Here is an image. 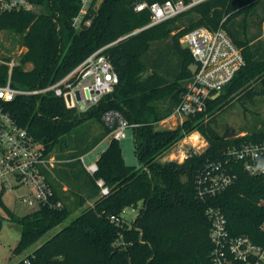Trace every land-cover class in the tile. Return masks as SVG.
<instances>
[{"label":"trees","instance_id":"trees-1","mask_svg":"<svg viewBox=\"0 0 264 264\" xmlns=\"http://www.w3.org/2000/svg\"><path fill=\"white\" fill-rule=\"evenodd\" d=\"M167 0H102L90 27L72 26L81 0H32L38 11L12 12L0 16V32L20 37L25 49L13 69V86L24 90L43 89L76 69L90 54L110 45L104 54L112 62L120 82L114 92L86 111L70 109L54 93L17 96L8 110L19 126L27 129L46 148L73 150L65 156L69 170L60 179L69 187L60 210L44 207L8 217L21 226L15 253L37 244L46 234L54 235L18 264H214L210 239L209 207L227 217L234 236H248L264 243V175L250 176L236 166V183L205 202L197 199L195 183L209 162L224 160L232 144L264 139V130L243 137L223 138L215 129L216 115L233 99L264 97V0H207L162 24L151 22L148 10L136 12L141 3ZM252 26L258 29L250 35ZM205 27L227 31L247 61L222 94L208 102V109L187 118L174 129H158L173 114L192 79L195 60L181 39ZM9 68L0 66V84ZM109 110L119 111L133 129L139 166L126 163L120 141L107 127L96 140L89 126L81 136L74 133L89 121L101 125ZM199 132L209 146L191 152L182 163L161 162L164 155L186 136ZM111 141L98 160L99 171L87 174L80 156L92 151L105 137ZM109 188L101 195L97 180ZM5 190L0 192L1 197ZM93 200L92 205L88 204ZM136 209L129 224L123 211ZM82 210L71 218L75 211ZM120 219V224L112 220Z\"/></svg>","mask_w":264,"mask_h":264},{"label":"built area","instance_id":"built-area-1","mask_svg":"<svg viewBox=\"0 0 264 264\" xmlns=\"http://www.w3.org/2000/svg\"><path fill=\"white\" fill-rule=\"evenodd\" d=\"M205 1L207 0H167L152 4L145 2L138 4L135 11H150L151 22L147 27H152L171 20ZM101 2L102 0H81L80 10L73 18L72 26L77 30L90 27L94 12ZM36 10L38 11L32 0H0V16ZM181 44L190 50L195 65L192 79L172 114L182 119L180 124L189 117H196L205 112L209 100L218 98L247 63L242 50L221 27L218 30L197 28L186 34L181 39ZM108 47L110 45L90 54L76 69L55 84L35 90L14 87L12 73L19 62L15 59L0 58V66L6 65L9 68L6 83L0 84L1 190L26 187L28 192L19 196V201L32 211L44 207L60 210L64 207V202L57 196L48 179V172L54 167V160L49 158L44 145L27 129L18 125L8 110V104L17 96L52 92L58 97H63L70 109L86 111L98 105L104 96L114 92L120 82L112 62L104 54ZM102 122L111 130V137L118 141L127 137L128 129L138 127L137 124L129 123L116 110L105 112ZM179 143L170 150L171 153ZM192 151L186 153L180 150L174 158L170 156L172 159L169 161L186 160ZM224 155V160L209 162L198 174L195 183L197 199L205 202L232 187L238 179L237 165L250 176L264 175V139L232 144L226 148ZM84 167L92 176L99 171L97 162L84 164ZM97 186L101 195L109 194V188L103 179L97 180ZM258 204L264 206V199ZM130 210L136 213V209ZM127 211H123L122 215ZM207 216L211 223L210 239L213 244L214 264H264V243H255L248 236L232 235L227 217L219 208L209 207ZM112 220L120 224L119 218L112 217ZM262 229L264 230V223ZM26 264H30L29 261Z\"/></svg>","mask_w":264,"mask_h":264},{"label":"rangeland","instance_id":"rangeland-1","mask_svg":"<svg viewBox=\"0 0 264 264\" xmlns=\"http://www.w3.org/2000/svg\"><path fill=\"white\" fill-rule=\"evenodd\" d=\"M264 26V25H263ZM205 28V27H204ZM264 30V29H263ZM250 35H253L258 29L252 26ZM20 37L9 31L0 32V58L4 60L15 59L19 61L22 52L25 49L20 45ZM193 69V67H192ZM225 107L216 115V122L214 124L217 132L227 139L241 137L244 134H253L264 130V97L256 96L251 99H233L232 102L224 103ZM182 119L178 115H172L168 119L160 122L157 126L158 129H174L180 125ZM185 121V120H184ZM183 121V122H184ZM96 125V127L94 126ZM92 127L96 132L102 125L89 121L86 125L81 126L75 133L74 137L81 136L87 127ZM127 137L120 140V145L125 157L126 163L130 166H139L138 159L135 153V140L133 130H127ZM195 138H194V137ZM106 143L103 146L96 148L89 156H86V163L96 161L95 158L103 151ZM209 146L208 141L199 132H194L188 137L184 138L174 148V152L166 153L161 159V162L174 158L175 154L181 150V152L188 151H200L203 152ZM176 149V151H175ZM172 156V157H170ZM185 160L180 159L179 163ZM0 182V192H1ZM28 192V189L24 186L15 190H5L1 197L0 202V264H18L22 259L38 248L42 243L54 235L61 227L55 228L48 234H46L37 244L31 248L23 251L22 253H15V249L20 241L22 229L16 222L12 221L8 217V211L13 212L15 215L24 216L31 210L24 204L20 203L19 196ZM82 210L75 211L70 219H73L81 213ZM137 213V212H136ZM136 213H133L130 209L124 215L126 221L131 224Z\"/></svg>","mask_w":264,"mask_h":264},{"label":"crops","instance_id":"crops-1","mask_svg":"<svg viewBox=\"0 0 264 264\" xmlns=\"http://www.w3.org/2000/svg\"><path fill=\"white\" fill-rule=\"evenodd\" d=\"M94 126L96 127V125H94ZM92 127L91 126L89 127L90 130H91V136H90L91 140H93V139L96 140L98 137H100L104 133L105 128H106L105 125H102L100 128L97 127L98 130L95 132ZM110 141H111V137L110 136L105 137L92 151H90L89 153H87L85 155L80 156L79 160H80V164L82 165L83 169H85L84 164H87L86 160H85L86 156H89L91 154V152H93L99 146H103L104 143H106V146L103 149V151H105L107 149ZM72 150H73L72 147H66L65 151H61L60 149L56 148L54 151H52L49 154V158L54 160V167L51 169L50 172H48V179H49L50 183L52 184L57 196L64 203H69V204L72 202L73 199H71V200H67L66 199V196H68L69 187H68L67 183L63 182L60 179L59 172L60 171H66V170L70 169L67 166H68V164H71V162H73V160H71V159L66 160L65 158H67V157H65V156H68V154L70 152H72ZM100 154H99V156H100ZM99 156H97V158H95L96 161H92L90 163L97 162ZM166 161H168V160H165V162ZM85 171L87 172L86 169H85ZM87 174H89V173L87 172ZM92 203H93V200L88 202V204H91V205H92ZM30 212H32V210Z\"/></svg>","mask_w":264,"mask_h":264},{"label":"bare ground","instance_id":"bare-ground-1","mask_svg":"<svg viewBox=\"0 0 264 264\" xmlns=\"http://www.w3.org/2000/svg\"><path fill=\"white\" fill-rule=\"evenodd\" d=\"M194 137V136H193ZM195 138V137H194Z\"/></svg>","mask_w":264,"mask_h":264},{"label":"water","instance_id":"water-1","mask_svg":"<svg viewBox=\"0 0 264 264\" xmlns=\"http://www.w3.org/2000/svg\"><path fill=\"white\" fill-rule=\"evenodd\" d=\"M219 96V95H218Z\"/></svg>","mask_w":264,"mask_h":264}]
</instances>
